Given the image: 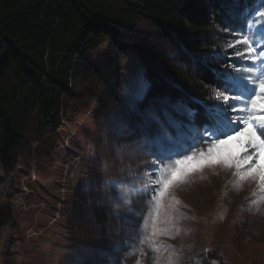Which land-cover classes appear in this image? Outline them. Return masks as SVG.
Instances as JSON below:
<instances>
[{
  "label": "rangeland",
  "instance_id": "obj_1",
  "mask_svg": "<svg viewBox=\"0 0 264 264\" xmlns=\"http://www.w3.org/2000/svg\"><path fill=\"white\" fill-rule=\"evenodd\" d=\"M214 34L216 52L203 59L219 73L239 75L235 70L252 62L244 59L247 53L236 55L243 47L235 43L237 34L222 28H215ZM130 37L133 42H108L92 55L96 62L113 57L119 73L109 86L75 83L86 97L70 111L52 158L21 159L10 173L0 163V207L13 210L0 235V264H168L170 255L178 264H205L206 252L216 255L211 264H264V204L255 203L264 195L259 181H241L235 167L219 161L188 165L163 201L158 226L167 234L153 238L160 252L141 245L151 195L130 189H140L156 175L149 170L156 167L150 152L159 149L146 142L158 129L151 115L166 123L168 112L202 133L195 118L180 115L174 106L183 103L203 120L208 119L204 105L222 101L212 90L197 112L186 97L178 99L165 86L161 57L175 51L160 29L146 22ZM137 80L146 85L138 98L129 92ZM184 131L186 138L164 145V150L200 141L188 153L199 160L197 148L207 154V134L201 140L197 131ZM172 134L177 136L175 130ZM245 140L230 141L222 154L243 155ZM124 198L131 203L117 207ZM134 245L142 251L130 256Z\"/></svg>",
  "mask_w": 264,
  "mask_h": 264
},
{
  "label": "trees",
  "instance_id": "obj_2",
  "mask_svg": "<svg viewBox=\"0 0 264 264\" xmlns=\"http://www.w3.org/2000/svg\"><path fill=\"white\" fill-rule=\"evenodd\" d=\"M253 8V0H0L2 167L10 173L21 159L56 154L62 126L86 97L75 83L109 86L119 73L113 57L92 55L108 42H133L130 34L146 22L174 47L161 57L165 86L198 112L221 83L203 59L216 52L215 28L236 33ZM198 115L201 128L209 121ZM12 218L11 207H0V235ZM215 258L206 252L203 261Z\"/></svg>",
  "mask_w": 264,
  "mask_h": 264
},
{
  "label": "snow or ice",
  "instance_id": "obj_3",
  "mask_svg": "<svg viewBox=\"0 0 264 264\" xmlns=\"http://www.w3.org/2000/svg\"><path fill=\"white\" fill-rule=\"evenodd\" d=\"M253 2L254 8L246 10L243 14L244 23L236 31L238 38L235 41L236 44L243 45L242 48L236 49V55L247 53L244 59L252 63L236 69L239 75H233L231 72L216 74L221 83L218 85L219 90L213 89V95L222 103L204 105L209 122L203 126V132L200 133L192 123L184 124L175 119L168 112H165L166 123H160L156 114L151 115V120L157 122L158 129L155 135L147 138L146 142L159 149L150 152L156 167L149 170L156 175L149 176L140 189H130V191L151 195L150 212L141 228L143 238L140 243L148 244L155 253H159L161 248L153 243V238L167 234L158 226L161 223L163 201L169 189L186 174L188 165L195 163L203 166V162L219 161L225 167H235L241 181L258 180L259 190L264 193V0H253ZM145 87L142 80H137L130 85L129 92L138 98L143 94ZM229 99L234 102L229 103ZM174 108L177 113L186 115L190 120L197 115L193 109L183 103L176 104ZM229 111L237 115L230 117ZM241 124L243 127H240ZM185 128L188 131H197L201 140L203 135L207 134V154H203L202 148H197V151L202 153L199 160L188 153L192 152L200 141L187 144L180 150H164V145L176 144L179 139L186 138ZM172 130L176 131L177 136H173ZM237 137H246V140L242 142L244 154L224 156L221 151L223 146ZM152 184H158L160 187L154 188ZM114 186L125 187L124 185ZM130 203V199L124 198L116 206ZM255 203L257 207L264 204V195L258 197ZM141 251L142 248L134 245L129 255H137ZM168 264H178V262L170 255Z\"/></svg>",
  "mask_w": 264,
  "mask_h": 264
}]
</instances>
